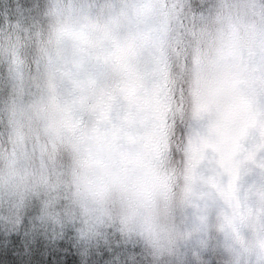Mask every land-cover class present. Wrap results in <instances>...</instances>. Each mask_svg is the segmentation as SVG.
Listing matches in <instances>:
<instances>
[{"label": "clouds", "instance_id": "obj_1", "mask_svg": "<svg viewBox=\"0 0 264 264\" xmlns=\"http://www.w3.org/2000/svg\"><path fill=\"white\" fill-rule=\"evenodd\" d=\"M0 264H264V0H0Z\"/></svg>", "mask_w": 264, "mask_h": 264}, {"label": "rangeland", "instance_id": "obj_2", "mask_svg": "<svg viewBox=\"0 0 264 264\" xmlns=\"http://www.w3.org/2000/svg\"><path fill=\"white\" fill-rule=\"evenodd\" d=\"M14 239L19 240V237H15Z\"/></svg>", "mask_w": 264, "mask_h": 264}]
</instances>
